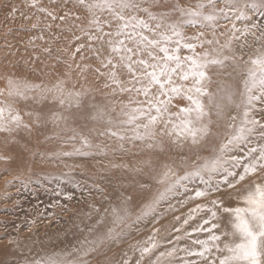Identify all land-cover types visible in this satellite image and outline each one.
<instances>
[{
    "label": "snow or ice",
    "instance_id": "obj_1",
    "mask_svg": "<svg viewBox=\"0 0 264 264\" xmlns=\"http://www.w3.org/2000/svg\"><path fill=\"white\" fill-rule=\"evenodd\" d=\"M25 3L44 14L41 32L59 29L53 34L56 41L71 33L69 45L75 47L60 50L68 59L56 60L67 71L50 84L14 73L0 76V133L31 131L24 115L41 122L38 112L22 115L19 101L51 97L61 109L84 108L93 89L68 87L75 64L79 74L91 69L104 79L103 87L110 89L105 98L126 95L127 101H89L93 127L87 134L70 126L69 116L53 112L48 119L57 127L63 124L66 133L55 138L72 147L41 154V159L107 155L108 146L94 143L93 136L116 141L122 152L125 143L138 142L149 153L187 148L190 154H180L179 163L168 157L158 168L149 155L140 163L158 187L140 184L138 198L118 193L102 211L90 206L87 218L94 213L98 218L86 235L58 253L23 264H92L89 257L122 242L134 227L139 232L144 222L153 224L150 234L107 264H264V0H196L187 6L179 0H59L66 8L62 15L41 0ZM17 12L24 20L35 14L12 5L8 17ZM40 23L37 16L21 27L37 29ZM187 28L196 31L189 36ZM37 39L44 36L29 43ZM44 52L51 56L52 49ZM77 56L80 61L94 58L97 66H81ZM49 178L80 186L70 172ZM66 199H72L70 193ZM169 215L171 221L161 224Z\"/></svg>",
    "mask_w": 264,
    "mask_h": 264
},
{
    "label": "rangeland",
    "instance_id": "obj_2",
    "mask_svg": "<svg viewBox=\"0 0 264 264\" xmlns=\"http://www.w3.org/2000/svg\"><path fill=\"white\" fill-rule=\"evenodd\" d=\"M41 3L42 6L50 10L55 9L61 15L66 10L61 6L59 0L56 2L41 0ZM179 3L185 6L194 5L196 0H179ZM12 5H16L26 15L35 13L32 15V20H24L19 12L15 18H9L8 13ZM71 7L70 4L67 5V8ZM153 10L161 11L162 9L154 8ZM74 11L79 12L80 10ZM80 14L83 15V13ZM37 16L41 18L39 28L26 30L21 27V25H30L36 22ZM221 23L225 22L222 21ZM228 26L230 27V25ZM43 27L44 14L27 7L25 0H0V76L14 73L18 77H24L31 81H44L50 84L55 81L58 75L62 76L67 71L66 65L59 63L56 57L59 56L60 60L68 59V54L60 50L66 47H75V43L69 45L71 33H62L61 39L56 41L53 39V34H59L60 30L53 28L51 32H41ZM224 30L221 28L219 31ZM195 31V29L187 28L186 34L190 36ZM41 34L44 36L43 40L37 39L29 43L32 37ZM65 36L68 37V40L64 39ZM221 41L223 42V37H221ZM45 47L52 49L51 56L44 52ZM84 54L86 57H91L90 52ZM34 61L35 63H33ZM76 63H80L81 66L89 64L92 68L97 66V61L94 58H86L84 61H80L79 56H77ZM33 67L36 69L35 73L31 71ZM212 72L214 73L215 69ZM213 79L216 80L218 77L213 75ZM104 83V79L98 77L91 69L83 75L79 74V70L73 64L68 87L75 84L77 90L81 88L93 89L85 99L84 108L80 110L73 108L70 111L61 109L51 97L42 102L28 100L16 103V107L20 109L22 115L24 112H38L41 114L42 120L37 124L33 117L24 115V121L31 125V131L20 129L11 134L0 133V157L6 158L0 159V168L2 165L10 166L13 169L21 166L20 168H26L27 171L22 179L20 176L11 177V174L0 175V186L5 185L4 181L10 182L9 198L5 202H0V243L7 241L13 245L18 244V250L21 253H23V249L19 244L24 240L36 243L41 250V255L49 254L57 248L61 251L86 235L87 227L95 223L98 214L94 213L90 220L86 216V213L92 211L90 206L94 205L102 211L108 207L109 203L115 202L118 193L125 195L131 194V192L132 194L140 193V184H150L153 190L158 187L149 175V168L142 165L141 161L148 159L151 155L154 165L158 168L159 164L168 157L179 163L180 154H190L187 148L184 149L183 153L177 151H169L166 154L149 153L142 150V146L138 142L136 146L125 143V151L122 152L118 149L116 141L93 136L94 143L108 146L107 155L73 156L63 160L41 159V154L47 156L61 150L70 151L72 147L71 144H64L61 139L55 138L56 135L65 137L66 133L62 131L63 124L57 127L48 119L53 112H62L69 116V125L78 130H83L87 134V130L93 127V122L88 119L91 114V109L87 107L89 101L93 98L97 103H106L107 100L127 101L126 95L105 98L104 93L109 92L110 89H105ZM3 86L4 82L0 79V87ZM211 87L212 90H215L216 84ZM177 103L182 106L184 102L177 101ZM213 130L215 131V129ZM48 137L54 138L48 139ZM9 150L10 154L6 153ZM133 160L143 170L136 171L135 179L129 182L130 178L125 173L123 164H133ZM168 162L171 163L172 160L169 159ZM112 165L120 166L113 167ZM69 172L73 182H77L79 187H74L73 183H61L59 180L46 179V177L60 176L62 173ZM58 192L60 194H57ZM69 193L72 196L71 200L66 199V195ZM170 221L171 215L161 221V224L166 225ZM140 225L145 226L142 233L151 232L153 228V224L150 222H144ZM156 226L160 227L161 225ZM25 229L29 231V235L26 237L23 232ZM81 229L85 231L82 232ZM164 235L162 230L161 236ZM121 243L113 245V249L119 248ZM38 251L35 250L30 253L35 255ZM105 252L106 250L103 251V253ZM101 254L99 252L89 257L92 264L98 263L104 255ZM37 255L39 256L37 253L34 257L38 258ZM4 264L15 263L11 259L7 262L4 261Z\"/></svg>",
    "mask_w": 264,
    "mask_h": 264
},
{
    "label": "bare ground",
    "instance_id": "obj_3",
    "mask_svg": "<svg viewBox=\"0 0 264 264\" xmlns=\"http://www.w3.org/2000/svg\"><path fill=\"white\" fill-rule=\"evenodd\" d=\"M6 153L10 154V150L7 151ZM125 165H127V167H125ZM18 166V165H16ZM14 166V167H16ZM21 166H18L15 171L12 167L10 166H5L2 165L0 168V175L1 174H11V177H18L20 176V179L24 178L25 175L27 174L26 168H20ZM125 173L128 175L129 182L131 180L135 179V172H136V168L138 167V164L135 162V160H133V164L132 163H124L123 164ZM17 171V172H16ZM153 181V180H152ZM9 181H4L5 185L0 186V202H5L7 201V199L9 198ZM132 194V192H131ZM134 197L139 196V193H134L132 194ZM138 202V199H137ZM137 227L140 228L139 232H136L135 227L134 229L131 231V235L126 237L124 240L122 241L121 245L119 248H117L116 250L113 249V245L109 246V247H105L104 249H102L100 251V253H102L101 255L102 258L98 261L97 264H107L108 261H118L123 252L124 251H128V245L131 243H135L137 240H142L145 237H147L150 234L149 232L146 233H142V229L143 227H145L144 225H138ZM30 229V228H29ZM101 231H103V228L100 229ZM24 232V236H28L29 235V231L28 230H23ZM19 246L23 249V253H21L18 250V244L17 245H13L10 242H1L0 243V264H4V261L7 262L11 259H13V262L15 264H23V262L25 260H32L34 259L35 255L38 253L39 256H41V250L39 249V246L37 247L36 243H31L27 240H24L21 242V244H19ZM116 247V246H114ZM35 250H39L38 252L35 253V255H32V253H30L31 251H35ZM105 253H103V251H105ZM60 252V249L57 248L54 251L50 252L48 255H52L55 253ZM108 252V253H107ZM131 255V253H129ZM38 256V255H37ZM38 256V257H39ZM100 256V255H99Z\"/></svg>",
    "mask_w": 264,
    "mask_h": 264
}]
</instances>
